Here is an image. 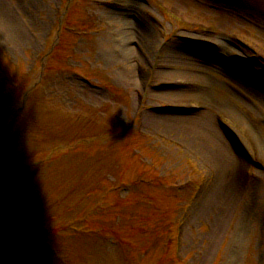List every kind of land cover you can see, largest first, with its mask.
I'll return each instance as SVG.
<instances>
[{
	"label": "rangeland",
	"instance_id": "obj_1",
	"mask_svg": "<svg viewBox=\"0 0 264 264\" xmlns=\"http://www.w3.org/2000/svg\"><path fill=\"white\" fill-rule=\"evenodd\" d=\"M254 54L264 0H0V264H263Z\"/></svg>",
	"mask_w": 264,
	"mask_h": 264
},
{
	"label": "bare ground",
	"instance_id": "obj_2",
	"mask_svg": "<svg viewBox=\"0 0 264 264\" xmlns=\"http://www.w3.org/2000/svg\"><path fill=\"white\" fill-rule=\"evenodd\" d=\"M187 80H188V79H187ZM191 81H193V80H191ZM169 85H170L169 83L164 84V87H165V88L162 87L161 90H163V89H167V90L164 91L163 93H162L160 90H159V91H160L162 94H167V93H165V92H169V91H168V89H169ZM167 95H170V94H167ZM174 115H176V114H174ZM168 116H170V117L168 118V120H169V119H172V117H176V116H173L172 114H169ZM174 119H179V120H181L182 117H179V116H178V118H174ZM166 120H167V119H166ZM213 130H215V129L213 128ZM215 132H216V131H215ZM215 137H216V136H215ZM226 151H227V150H226ZM228 155H229V154H228Z\"/></svg>",
	"mask_w": 264,
	"mask_h": 264
}]
</instances>
